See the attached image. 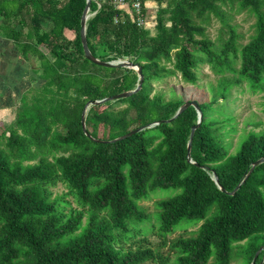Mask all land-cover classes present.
<instances>
[{
    "label": "trees",
    "instance_id": "obj_1",
    "mask_svg": "<svg viewBox=\"0 0 264 264\" xmlns=\"http://www.w3.org/2000/svg\"><path fill=\"white\" fill-rule=\"evenodd\" d=\"M123 1L125 8L119 0H92L87 42L102 61L137 65L143 82L129 97L91 106L86 131L110 142L152 127L115 144L85 137L83 110L134 90L138 77L86 58L87 0L0 1L1 32L28 61L32 84L0 134V264H251L264 249V163L241 181L264 158V122L249 119L240 128L236 102L261 95L264 113V0H152L154 35L133 11L139 2L145 19L147 0ZM243 12L254 17L246 42L234 22ZM206 67L216 79L210 98L197 101L203 119L193 164L187 154L196 108L154 125L172 119L186 100L152 90L170 78L194 87ZM159 188L180 193L146 214L140 202ZM179 230L189 237L169 238ZM263 258L262 250L255 264Z\"/></svg>",
    "mask_w": 264,
    "mask_h": 264
},
{
    "label": "rangeland",
    "instance_id": "obj_2",
    "mask_svg": "<svg viewBox=\"0 0 264 264\" xmlns=\"http://www.w3.org/2000/svg\"><path fill=\"white\" fill-rule=\"evenodd\" d=\"M165 4L163 3L162 6ZM127 7V6H125ZM146 17L143 21L142 24L145 29H148L151 35H154V27H155V17H156V12L158 9V6L156 2L152 0H147L146 1ZM96 13H93L92 15L94 16ZM254 21L253 16H248L245 12L241 13L239 16H237L234 20V22H237L239 24V32L244 34L245 39L244 42H246L251 34H253V31L251 30V24ZM141 24V27H142ZM218 29V22L217 21H212V27L207 30V34L209 35L210 38H214L216 35V31ZM65 36L68 37L70 40L75 39V33L72 31H65L64 32ZM120 61V60H116ZM123 62V61H121ZM199 82L196 86L191 87V86H186L182 84L180 79H175V78H170L166 81L165 85H158L154 86L152 93L154 92H163L166 96V98H169L170 92L174 91L178 97L183 98L186 101H203L207 100L210 98V93L208 91V85L210 83H214L216 77L213 76L210 71L206 68L202 69V74L199 77ZM118 93L116 95L123 94ZM113 95V96H116ZM262 101L261 95H241L239 97V100L236 102L237 103V114L239 115V121L238 125L240 128L244 126V123L246 121L250 120H261L264 122V113L261 112V106L259 103ZM4 125L0 124V134L2 132V128ZM247 130L252 131L253 128L249 127ZM256 132L258 130H255ZM7 135V134H6ZM118 139V138H117ZM116 140V139H115ZM237 141V138H235V142ZM53 192L55 194L61 193L62 192V187H58L53 189ZM180 193V190L174 189V188H159L151 193H149V197L146 200H143L140 202V206L143 208L144 212L146 214H152L156 211L155 208V203L157 201L161 200H166L168 198H172L174 196H177ZM183 225L185 222L182 223ZM197 228H189L188 232H193L196 231ZM179 237H184L187 238L189 237V234L183 230H179L176 232V234L173 237H169L170 239H178ZM152 241H155V237L150 236L149 237ZM233 264H238L237 262Z\"/></svg>",
    "mask_w": 264,
    "mask_h": 264
},
{
    "label": "crops",
    "instance_id": "obj_3",
    "mask_svg": "<svg viewBox=\"0 0 264 264\" xmlns=\"http://www.w3.org/2000/svg\"><path fill=\"white\" fill-rule=\"evenodd\" d=\"M2 23L0 14V124L6 128L15 121L20 100L32 84L28 61L15 41L1 32Z\"/></svg>",
    "mask_w": 264,
    "mask_h": 264
},
{
    "label": "water",
    "instance_id": "obj_4",
    "mask_svg": "<svg viewBox=\"0 0 264 264\" xmlns=\"http://www.w3.org/2000/svg\"><path fill=\"white\" fill-rule=\"evenodd\" d=\"M91 3H92V0H87V6L83 12V15H82V19H81V41H82V44H83V49H84V53H85V56L86 58L91 61L92 63L96 64V65H99V66H103V67H106V68H117V67H121V68H127V69H132L135 71V73L137 74V77H138V83L136 85V88L134 90H131V91H126L125 93L123 94H120V95H116V96H111V97H107V98H104V99H101V100H95V101H89L87 103V105L85 106L84 110H83V113H82V126H83V131H84V135L86 138L90 139L91 141L95 142L96 144H115V143H118V142H122V141H125L126 139L128 138H131L145 130H147V128H150L152 126H145V127H142L140 128V130H137V131H134L124 137H120L116 140H113V141H110V142H101V141H98V140H94L92 139L89 134L87 133L86 131V116H87V113L90 109L91 106H96V105H102L108 101H114V100H118L120 98H126V97H129L131 96L132 94L136 93L140 88H141V85H142V82H143V74L141 72V69L137 66V65H133V64H130L128 62H121V61H111V62H106V61H102L100 60L99 58H96L89 46H88V42H87V37H86V32H87V22L88 20L93 16L92 13H91ZM190 106H194L198 112V123L194 126H192V131H191V136H190V140L188 142V154H187V157H188V161L190 163H193V164H196L193 160H192V157H191V151H192V141H193V138H194V135H195V132L199 126V124L201 123L202 119H203V114L201 112V108L199 107V104L197 101H186L184 104H182V106L179 108V110L177 111V113L175 114V116L172 118V119H169V120H163V121H160V122H156L154 123V125H159L160 123H169L170 121L176 119L180 113H182L185 109H187L188 107ZM8 136V135H7ZM264 163V158H261L257 161H255L253 164H252V167L250 168V170L248 171V174L244 177V179L241 181V183L244 182V180L247 178V176L252 172V170L260 165ZM216 185L220 188L221 191L225 192V189L221 187L220 183H219V180H218V177L215 175L213 177ZM241 183H239L232 192L230 193H227L229 195H234L235 192L239 189ZM264 250L263 248L259 249L258 252L256 253L255 257L253 258L252 260V263L251 264H255V261L258 257V255L260 254V252ZM264 262V258L262 260V262L260 264H263Z\"/></svg>",
    "mask_w": 264,
    "mask_h": 264
},
{
    "label": "built area",
    "instance_id": "obj_5",
    "mask_svg": "<svg viewBox=\"0 0 264 264\" xmlns=\"http://www.w3.org/2000/svg\"><path fill=\"white\" fill-rule=\"evenodd\" d=\"M119 4L121 7L127 6V3H125L123 0H119ZM140 3L139 2H135L133 4V11L135 12V14L137 15V23L139 25V27H141V24L143 23L144 19H142L141 15H140ZM142 22V23H141ZM144 24H142L143 27Z\"/></svg>",
    "mask_w": 264,
    "mask_h": 264
},
{
    "label": "bare ground",
    "instance_id": "obj_6",
    "mask_svg": "<svg viewBox=\"0 0 264 264\" xmlns=\"http://www.w3.org/2000/svg\"><path fill=\"white\" fill-rule=\"evenodd\" d=\"M259 166V165H258ZM251 174V173H250ZM240 188V187H239ZM264 251V250H263Z\"/></svg>",
    "mask_w": 264,
    "mask_h": 264
}]
</instances>
